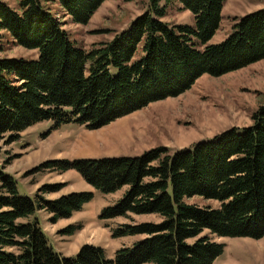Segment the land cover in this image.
I'll return each mask as SVG.
<instances>
[{"label": "trees", "instance_id": "16d2710c", "mask_svg": "<svg viewBox=\"0 0 264 264\" xmlns=\"http://www.w3.org/2000/svg\"><path fill=\"white\" fill-rule=\"evenodd\" d=\"M106 1L17 0L16 8L0 1V33L37 53L36 59H0V142L12 143L44 121L97 130L181 96L205 75L218 78L264 61V10L236 21L225 42L210 45L228 0H148L149 10L127 31L87 52L71 39L53 6L74 24L88 25ZM175 2L193 16V26L164 21ZM252 122L174 154L163 147L136 158L64 163L103 194L126 189L124 199L102 218L160 219L117 229L115 238H145L119 250L113 261L93 245L81 247L75 259L53 251L33 219L36 212H47L53 223L68 220L94 194L53 201L21 197L16 180L4 172L0 146V264H214L225 246L213 236L263 239L264 107ZM61 189L47 186L39 192ZM193 198L219 207L186 202ZM77 230L71 226L64 234Z\"/></svg>", "mask_w": 264, "mask_h": 264}, {"label": "rangeland", "instance_id": "374dc122", "mask_svg": "<svg viewBox=\"0 0 264 264\" xmlns=\"http://www.w3.org/2000/svg\"><path fill=\"white\" fill-rule=\"evenodd\" d=\"M0 1L16 8L17 0ZM53 7L71 39L87 52L111 43L149 10L148 0H108L88 25H78L61 8ZM262 10L264 0H228L221 28L210 45H221L233 34L236 21ZM164 21L174 25H194L193 16L177 2L168 8ZM0 36V59H36L37 53L18 46L5 32ZM261 107H264V61L218 78L205 75L181 96L152 103L97 130H90L78 122L60 126L53 121L41 122L21 133L12 143L0 142L3 148L1 164L4 172L16 180L19 194L24 198L33 200L39 195L53 201L71 194L93 193V200L68 220L53 223L45 211L36 212L33 219L40 222L55 253L75 259L81 247L93 245L102 248L106 259L113 261L119 250L133 248L136 242L145 238H115L117 229L124 225L160 222V219L137 215L102 218L105 210L114 208L124 199L126 189L103 194L90 186L79 172L67 169L63 164L136 158L163 147L173 154L189 150L233 128L252 126V117ZM47 186L62 189L54 194L39 192ZM186 202L201 207H219L217 202L202 198L186 199ZM71 226L78 230L65 235L64 231ZM212 238L215 243L225 246L224 253L214 264H264V238Z\"/></svg>", "mask_w": 264, "mask_h": 264}]
</instances>
